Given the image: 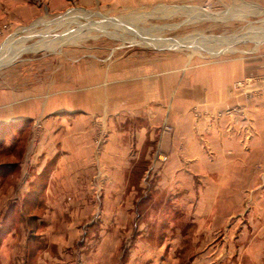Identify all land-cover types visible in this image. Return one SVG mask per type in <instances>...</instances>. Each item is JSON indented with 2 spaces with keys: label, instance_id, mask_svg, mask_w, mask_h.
Here are the masks:
<instances>
[{
  "label": "rangeland",
  "instance_id": "1",
  "mask_svg": "<svg viewBox=\"0 0 264 264\" xmlns=\"http://www.w3.org/2000/svg\"><path fill=\"white\" fill-rule=\"evenodd\" d=\"M26 23L0 29V107L19 99L31 116L49 107V116L91 117L96 160L112 130L130 134L121 146L130 170L96 169L103 191L123 200L101 204L107 218L90 219L71 253L84 264H264V0L78 2ZM191 69H216L227 82L219 96L223 81L217 76L215 93L201 75L187 113L199 155L170 164L145 131L173 133L179 76ZM33 128L41 130L32 118L0 123L1 166L11 153L19 158ZM32 205L17 219L9 205L2 220L21 251L46 245ZM112 212L115 237L98 228L110 233Z\"/></svg>",
  "mask_w": 264,
  "mask_h": 264
},
{
  "label": "crops",
  "instance_id": "2",
  "mask_svg": "<svg viewBox=\"0 0 264 264\" xmlns=\"http://www.w3.org/2000/svg\"><path fill=\"white\" fill-rule=\"evenodd\" d=\"M114 1L116 0H0V29L3 26L6 27L3 33L14 26L28 24L26 22L32 21L44 11H62L71 3L79 2L86 6L107 5ZM204 73L208 81L212 82L213 88L216 87L217 76L220 79L219 82L223 81L217 88V91L221 92L219 96H222L227 77L217 74L216 69L188 70L181 77L179 76L180 88L172 101L168 116L174 127L173 133L160 134L156 132L155 127L145 131L148 133L149 140L154 141L157 137L160 152L171 157L170 164L176 163L173 160L175 156L199 155V147L194 146L192 135L194 121L188 112L190 106L195 104V95L199 93L200 78ZM166 82L168 81H165V86L168 87L169 83ZM185 87L191 89L185 90ZM213 91L217 93L216 88ZM10 100L5 101L0 107V123L12 124L32 118L33 125H38L41 130L34 131L33 128L34 132L28 135L26 146L20 150L23 152L18 159L11 153L12 159L4 166L0 165V264H84V258L73 255L71 252L82 249V244L77 246L75 243L81 235H87L89 220L94 218V221H97L107 218L104 217V212L100 208L104 201H112L118 205L123 200L121 194L111 195L112 193L106 194L103 191V177L97 176L96 169L101 172L109 169L112 173L130 170L129 160L127 159V164L123 159L121 161V155L124 157L121 146L124 149L127 148L122 141L127 138L129 142L130 134L125 135V132L112 130L113 133L108 135V142L104 148H101V155L96 160L91 117L49 116L47 104L48 111L43 112H47V115L38 111L37 115L31 116L23 111V106L20 105L21 100ZM206 100L209 108H215L217 105L209 104V98ZM54 112L55 110L52 109V113ZM152 124L154 126L156 123ZM21 136L18 132L12 136L11 141L14 140L17 146L22 143ZM7 139L10 140V137L8 136ZM196 143L199 145L198 141ZM5 144L8 146L9 142ZM149 154L148 151V156ZM179 162V165H183L181 160ZM177 167L176 164L175 168ZM26 204H33V210L38 212L33 214H36L38 221L44 222L38 234L45 239L46 248L39 245L34 248L35 251L27 250L25 247L21 251L22 247L17 245L19 240L21 242L19 234L14 230H5L6 223L3 224L2 220L9 210L8 206L14 205V214L17 219L18 209L20 217H23ZM74 205L79 207L75 210ZM56 212L62 216V226H57L54 215ZM120 215L124 217L123 214L120 213ZM111 216L110 233L102 229V226L98 228L102 230L100 234L106 233L115 237L120 231L119 214L112 212ZM77 219L80 222L74 221ZM117 247L119 245L116 243L115 249ZM19 252L22 254L20 255ZM34 253L37 255L33 256Z\"/></svg>",
  "mask_w": 264,
  "mask_h": 264
},
{
  "label": "built area",
  "instance_id": "3",
  "mask_svg": "<svg viewBox=\"0 0 264 264\" xmlns=\"http://www.w3.org/2000/svg\"><path fill=\"white\" fill-rule=\"evenodd\" d=\"M4 28H5V26H4Z\"/></svg>",
  "mask_w": 264,
  "mask_h": 264
}]
</instances>
